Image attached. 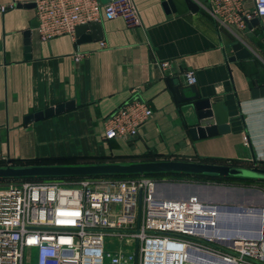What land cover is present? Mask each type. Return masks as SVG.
<instances>
[{
    "label": "crops",
    "instance_id": "1",
    "mask_svg": "<svg viewBox=\"0 0 264 264\" xmlns=\"http://www.w3.org/2000/svg\"><path fill=\"white\" fill-rule=\"evenodd\" d=\"M133 1L138 23L102 18L101 39L79 43L67 35L40 41L34 8L27 7L32 0H0V6L15 4L0 13V161L111 156L130 164L148 154L191 163L264 162V96L253 94L264 88V20L238 31L217 26L202 7L205 0H191L195 12L185 0ZM236 43L251 57L230 61ZM161 62L169 67L161 70ZM188 71L198 99L222 103L229 133L192 139L197 118L184 100L193 95ZM132 98L150 106L151 118L137 137L105 142V119ZM69 102L67 111L24 121ZM122 245L112 252L130 249Z\"/></svg>",
    "mask_w": 264,
    "mask_h": 264
},
{
    "label": "built area",
    "instance_id": "2",
    "mask_svg": "<svg viewBox=\"0 0 264 264\" xmlns=\"http://www.w3.org/2000/svg\"><path fill=\"white\" fill-rule=\"evenodd\" d=\"M32 3L42 42L65 35L75 39L78 27L102 18L139 22L133 0ZM250 3L205 0L202 7L217 26L243 31L252 20H264V0ZM14 7L0 6V13ZM159 66L164 70L169 62ZM184 79L196 84L192 71ZM151 116L145 101L132 98L105 119L103 140L135 138ZM101 184L85 177L72 185L19 180L0 188V264H104L106 259L110 264H264L262 187L247 188L260 202L232 207L197 195L161 197L163 183L147 177ZM107 238L130 249L105 252Z\"/></svg>",
    "mask_w": 264,
    "mask_h": 264
},
{
    "label": "water",
    "instance_id": "3",
    "mask_svg": "<svg viewBox=\"0 0 264 264\" xmlns=\"http://www.w3.org/2000/svg\"><path fill=\"white\" fill-rule=\"evenodd\" d=\"M171 6V10L175 13V7L172 2H167ZM188 11L195 12L198 7L191 0H185ZM27 7L34 8L31 3ZM258 20H252L250 24H257ZM37 24V22H36ZM91 30L90 34H85L86 30ZM78 42L87 40L98 41L101 39V31L99 23H90L80 26L75 31ZM233 57L230 61L250 58L251 54L241 43L232 46ZM194 86V85H193ZM193 86L188 88L192 92V96L184 97L185 101H190L191 106L195 110L197 125L189 130L193 140L202 139L216 135H224L229 133L228 117L221 102L213 103L209 98L198 99L197 93ZM253 94H261L264 96V88L254 91ZM73 106L72 103L59 104L55 107L47 108L44 111L31 114L25 118V123H32L52 117L56 114L69 110ZM177 172L192 175H215L230 178H247L264 180V169L257 167H233L203 163H191L180 161H159V162H141L130 164H94V165H76V166H42V167H0V179L6 178H26V177H92L102 175H143L147 173H164ZM177 185V184H175ZM183 186H191L196 188L197 185L182 184ZM202 187L214 188L216 186L202 185ZM218 187V186H217ZM225 188V187H218ZM230 189V188H225ZM243 191L242 188H231ZM197 195L195 191L187 194L186 197ZM198 196V195H197Z\"/></svg>",
    "mask_w": 264,
    "mask_h": 264
},
{
    "label": "trees",
    "instance_id": "4",
    "mask_svg": "<svg viewBox=\"0 0 264 264\" xmlns=\"http://www.w3.org/2000/svg\"><path fill=\"white\" fill-rule=\"evenodd\" d=\"M111 156L103 157H54V158H36L25 161H11L13 167H42V166H76V165H94L105 164L111 160ZM168 161L166 158H158L152 155H144L141 157L140 162H159ZM201 162L213 165L233 166V167H257L264 169V162L253 161L250 164H238L235 161L219 160V159H203ZM8 165L4 161H0V167H7ZM92 177H111L113 179H130L137 177H147L156 181H169V182H181L187 180L197 181H214L218 183H231V184H243V185H260L264 186V180L247 179V178H230L220 177L215 175H192L187 173L177 172H164V173H147L143 175H102ZM85 177H26V178H6L0 179L2 181H49V180H79Z\"/></svg>",
    "mask_w": 264,
    "mask_h": 264
},
{
    "label": "rangeland",
    "instance_id": "5",
    "mask_svg": "<svg viewBox=\"0 0 264 264\" xmlns=\"http://www.w3.org/2000/svg\"><path fill=\"white\" fill-rule=\"evenodd\" d=\"M120 161V162H118ZM125 159L122 158V160H119V158H111L109 160L110 164H123L125 162ZM105 163V164H107ZM90 182L95 183V186L100 187L102 182H106L108 180H112L111 177H87ZM113 180H120V179H113ZM78 180H49V181H43V182H56L59 184H66V185H72L76 183ZM12 181H2L0 182V188L5 187L7 184L11 183ZM39 182V181H38ZM163 184L158 188V194L161 197L166 198H182L186 196L187 194L195 191L199 198L203 199L204 201H210V202H216L221 203L224 205H230L232 207L234 206H241L244 205L248 201L255 200L257 202L259 201V197L254 196V193H251L247 188L251 187H259L264 188V186H260L258 184L256 185H243V184H231V183H218L214 181H197V180H187V181H181V182H169V181H159ZM177 184V185H175ZM182 184H193L197 185L196 188H193L191 186H183ZM202 185H209V186H216L214 188L210 187H202ZM225 187L230 189H221L218 187ZM248 186V187H247ZM231 188H245L243 191H238ZM123 246L120 244L116 238H107L105 242V252L113 251L114 249L120 248ZM104 264H110L109 260L106 259Z\"/></svg>",
    "mask_w": 264,
    "mask_h": 264
}]
</instances>
